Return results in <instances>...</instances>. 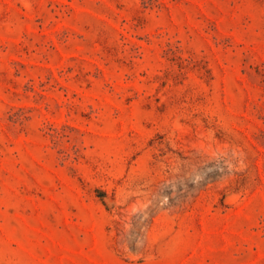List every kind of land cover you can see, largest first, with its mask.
I'll return each instance as SVG.
<instances>
[{"label": "rangeland", "instance_id": "1", "mask_svg": "<svg viewBox=\"0 0 264 264\" xmlns=\"http://www.w3.org/2000/svg\"><path fill=\"white\" fill-rule=\"evenodd\" d=\"M0 264H264V0H0Z\"/></svg>", "mask_w": 264, "mask_h": 264}]
</instances>
